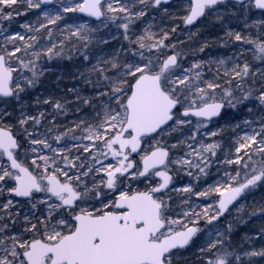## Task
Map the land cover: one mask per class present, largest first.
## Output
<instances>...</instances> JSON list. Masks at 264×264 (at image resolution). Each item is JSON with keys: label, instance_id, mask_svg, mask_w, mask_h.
Returning a JSON list of instances; mask_svg holds the SVG:
<instances>
[{"label": "snow or ice", "instance_id": "snow-or-ice-1", "mask_svg": "<svg viewBox=\"0 0 264 264\" xmlns=\"http://www.w3.org/2000/svg\"><path fill=\"white\" fill-rule=\"evenodd\" d=\"M28 12L24 32L3 27ZM181 25L190 39L220 26L241 50L205 60V41L185 52L171 42ZM0 36V264H180L192 249L198 264L264 258V247H244L264 242V228L238 238L228 219H264V204L249 213L241 203L264 187V0H0ZM66 51L89 94L68 88L27 109L44 62ZM240 108L259 118L230 126L223 174L198 190L222 151L213 125ZM181 171L197 184L176 187ZM172 192L185 194L178 210Z\"/></svg>", "mask_w": 264, "mask_h": 264}, {"label": "rangeland", "instance_id": "rangeland-1", "mask_svg": "<svg viewBox=\"0 0 264 264\" xmlns=\"http://www.w3.org/2000/svg\"><path fill=\"white\" fill-rule=\"evenodd\" d=\"M23 10H24L23 7H21L22 12H23ZM223 10L224 9H221V11H223ZM35 19H36V17L33 15V13L28 12L27 15H21V16L14 17V20H13L11 26H9L7 23H5L3 25V27L4 28L10 27L12 30L24 32V29H22L20 27V25H22L24 23H28V22H34ZM225 19L227 20V22L229 20H231V18H229V17H225ZM154 23L157 25L167 27L171 24V21L167 18H165V20L162 21L160 19V14H157V17H156V20ZM228 25H229V23H228ZM203 27L204 26H200L199 29H203ZM154 30H156V29H154ZM190 31L191 32H197V28H192ZM215 34H216L214 36L215 40H218V42H224L223 38L225 37V30H223L221 33H220V31L215 32ZM185 38L189 39V30L185 29L183 27V25H181L179 28H177L176 33H174L172 35L171 42L177 43L179 47H182L183 45H179V41H184ZM2 41H3V37L0 36V42H2ZM231 42H233V41H230L229 43H231ZM114 43H115V41H114ZM183 50L186 52V49H183ZM71 54L73 55V57H74L73 59L75 60L76 54L74 52ZM68 56H69V52L66 51L63 58H61L59 60L54 59L52 61H45L44 62L45 67H46V70L44 71V73H48L47 74L48 78L54 77L53 78L54 80H52L53 82L56 79H60L59 80L60 85H62V83L64 81L68 82L67 80H64L65 78H68V77H66V75L63 76V72L65 73V71L63 70L64 66L66 65V62L69 60ZM250 61H251V59H250ZM186 65L187 64L185 63V66ZM67 66H68V68H70V71L73 70L72 72L67 71V74H68V72L73 73L72 74L73 77L70 78L69 80H73V81H75L76 79L78 80L79 78L75 74L80 69L79 62H77L76 65L75 64H67ZM44 73H43V75H44ZM211 75H207V78L211 79L212 78ZM208 76H211V77H208ZM37 85H40L42 88L46 89L47 94L43 96L42 92H40L38 95H32L31 96L32 100L30 102L25 101V103L27 102L26 105H27V108H29V110H34L37 107L36 101H37L38 97L47 98L50 94L56 96L57 98H62L64 96V93H62L59 89L61 86L56 88V86L54 87L53 85H48V83H46L44 80H42V83H41L40 79H39V82ZM56 85L59 86V84H56ZM32 90L34 91L36 89L33 88L30 90V92ZM85 94H87V93H85ZM29 96H30V94H29ZM68 99H74V98L68 97ZM3 107H4L3 103H0V110H3ZM39 107H40V110L46 109L47 111H51V109L47 108V106H45V105H40ZM74 113H75V110L72 109L68 114L73 115ZM258 118H259V114L255 110H254L253 114H249L247 112V110L244 108L226 109L225 110L223 118L219 120L218 124L213 125L214 130L216 127H220V128L224 129V131L222 133V138L221 137L216 138V139L220 140L221 148H222V151L218 152L219 161L214 162L212 164V166L210 168V175L207 177L201 178V180L198 182V190H203V188L207 187L208 184L212 183L215 179H218L223 174V170H224L225 166L222 164V161L225 158V154L228 153V151L230 150L232 141L235 139V137L232 134V128L230 126L235 125L237 123H242V121L245 119L256 120ZM73 119H70L67 117H61L60 121L62 124H69ZM41 130H43V129H41ZM237 131L240 132L241 135L243 134V132L240 129H237ZM185 135H187V133H185ZM181 139H184V137H181ZM171 142L174 143L175 140H173ZM232 150L234 151V149H232ZM183 153H184V150L181 147V148H178L174 152V155L179 157V156H183ZM189 181H191L193 184H197V181H195L192 177H188L187 175H185V173L183 171L179 172V174L176 175L175 179H174V183H175L176 187H183ZM192 197H195V196H192ZM206 202H209V201H205L203 198L199 204L194 203V205H200L202 207L203 204ZM241 203L244 204L247 212H249V213L253 211V206H259L261 204H264V187H258L253 192L249 193L247 195V198L245 200H242ZM237 215L238 214L236 213V211L233 210L232 216H229L228 219L233 221L234 225H236L238 227V229L235 228V230L239 233L238 238H242L246 234L255 236L256 234H258L260 232L261 228H264V219L259 218L258 216L249 217L248 215H243V220H238ZM202 227H204V224L202 225ZM251 243H252V241L249 243H245L244 247L245 248L252 247ZM262 245L264 247V242H262ZM258 249L259 248H257V250ZM190 253H192V254H190ZM197 256H198V253L196 252L195 249H192L190 251H186L183 253V256L180 260V264H198ZM245 259H247V258H245ZM253 260L256 262V264H264V258L255 257V258H253Z\"/></svg>", "mask_w": 264, "mask_h": 264}, {"label": "trees", "instance_id": "trees-1", "mask_svg": "<svg viewBox=\"0 0 264 264\" xmlns=\"http://www.w3.org/2000/svg\"><path fill=\"white\" fill-rule=\"evenodd\" d=\"M229 23V28L231 29H236V30H243L244 29V25L242 22V18L240 20L237 19H231L228 21ZM200 28V27H199ZM200 31L198 32V34L194 37H191V39H186L184 40V44L182 47V49H186V52L190 53V50L192 48H198L200 46V44L204 43L205 41L208 42V47L205 49L204 53H200L198 54L200 57H202L203 59L207 60V59H216V58H220V57H228L233 55V53H238L241 49L238 47V45L236 44V42H231L228 44H225L224 42H218V40L214 39V36L216 35L215 32H219L220 33L225 30L220 26L217 27H212L211 25L208 26H204L203 29H199ZM253 34H254V30H253ZM114 43V41H113ZM193 59V56L191 54H189L188 56V61H186L187 63H190ZM248 59L250 61L251 57L250 54L248 56ZM78 60H74V59H69L66 62V65L64 66V71H70V68H68L67 64H77ZM73 70H71L70 72H72ZM207 71V68L205 70V72ZM214 71V68H213ZM207 73V72H206ZM207 75H211V73H207ZM212 76V75H211ZM208 76V77H211ZM43 80H45V78H47L46 73H44V75L41 77ZM26 100V99H25ZM30 99L28 98V101ZM20 104H16L13 101H9V110H11L13 107H15L16 109L20 108ZM26 108L27 106L24 105ZM28 109V108H27ZM254 232V231H253ZM259 240L253 239L251 246L257 248L263 247L262 242H258ZM262 245V246H261Z\"/></svg>", "mask_w": 264, "mask_h": 264}, {"label": "flooded vegetation", "instance_id": "flooded-vegetation-1", "mask_svg": "<svg viewBox=\"0 0 264 264\" xmlns=\"http://www.w3.org/2000/svg\"><path fill=\"white\" fill-rule=\"evenodd\" d=\"M70 78H65L64 80H67L68 82H66V81H64L63 83H62V85H59V86H57L56 85V83L55 82H51V81H46V83H48V85H53L54 87L56 86V88L57 87H60L59 89H60V91L62 92V93H64V95L66 94V90L68 89V88H73V87H75V88H80V89H82V90H84V91H82V94L83 95H87V94H89V91H90V86H88V85H85L80 79H76L75 81H73V80H69ZM55 83V84H54ZM38 84V83H37ZM35 89L36 90H32L31 92H30V95L32 96V95H38L40 92H41V90H42V94L44 93L45 95L47 94V91H46V89H44V88H42L40 85H37L36 87H35ZM85 93H87V94H85ZM68 97H73L74 98V96L71 94V93H67V98ZM72 109H74L75 110V107L74 106H72ZM86 109H84V111H85ZM75 117V113L73 114V115H70V114H68V116H67V118H70V119H73ZM174 179H175V177H174ZM171 194V196H172V198H173V201L175 202L174 203V205H173V207L174 208H177V210L179 209V207H181L182 205H181V199H182V197L185 195V194H183V193H175V192H172V193H170ZM203 198H199V199H197L196 197H192L191 198V201H190V203H192V205L193 206H195L194 205V203H200V201L202 200ZM26 210V209H25ZM197 210H199V209H197ZM204 223H203V221L201 222V227H202V225H203Z\"/></svg>", "mask_w": 264, "mask_h": 264}, {"label": "bare ground", "instance_id": "bare-ground-1", "mask_svg": "<svg viewBox=\"0 0 264 264\" xmlns=\"http://www.w3.org/2000/svg\"><path fill=\"white\" fill-rule=\"evenodd\" d=\"M73 73H68V74H66V77H68V78H72L73 77V75H72ZM86 111V110H85Z\"/></svg>", "mask_w": 264, "mask_h": 264}]
</instances>
